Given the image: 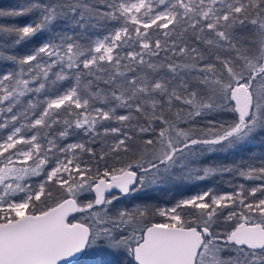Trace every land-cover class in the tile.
Returning <instances> with one entry per match:
<instances>
[{"label": "trees", "instance_id": "trees-1", "mask_svg": "<svg viewBox=\"0 0 264 264\" xmlns=\"http://www.w3.org/2000/svg\"><path fill=\"white\" fill-rule=\"evenodd\" d=\"M184 1L162 27L160 20L128 21L119 0H0V141L16 125L23 137L37 138L42 160L26 163L19 181L30 194L26 213L76 201L68 220L90 232L70 264H138L133 245L146 227L169 219V207L175 225L197 228L222 259L264 264V246L228 241L242 222L264 229V96L257 92L264 0ZM118 27L126 32L113 57L90 61L94 40ZM45 40L54 53L42 51ZM236 84L251 92L248 115L230 95ZM73 87L80 105L37 121L49 98ZM68 143L77 169L49 178ZM126 170L136 171V185L108 194L105 200L116 197L119 205L103 210L91 185ZM201 192L204 203L184 202ZM8 211L0 208V222L17 217ZM95 211L100 237L92 246Z\"/></svg>", "mask_w": 264, "mask_h": 264}, {"label": "water", "instance_id": "water-1", "mask_svg": "<svg viewBox=\"0 0 264 264\" xmlns=\"http://www.w3.org/2000/svg\"><path fill=\"white\" fill-rule=\"evenodd\" d=\"M242 92L240 87L235 94L240 104L245 101ZM137 179L134 170L97 179L91 185L97 204L113 191L129 193ZM76 209V201L67 197L43 211L0 222V264H70L81 254L89 237L85 223L68 220ZM229 237L238 245L264 246V229L259 223L242 222ZM202 244V232L195 227L157 223L143 230L132 251L138 264H195Z\"/></svg>", "mask_w": 264, "mask_h": 264}, {"label": "rangeland", "instance_id": "rangeland-1", "mask_svg": "<svg viewBox=\"0 0 264 264\" xmlns=\"http://www.w3.org/2000/svg\"><path fill=\"white\" fill-rule=\"evenodd\" d=\"M185 2L184 0H119V10L124 15V17L130 22H151L155 20H160V25L165 27L173 18L172 6L175 2ZM240 7V5H237ZM126 29L124 27H118L114 32L97 37L93 43V54L90 61L101 60V59H111L114 55V48L117 46V41L125 34ZM264 38V35H263ZM42 51L47 54L50 52L54 53L49 41L45 40L42 47ZM31 56L28 57L31 58ZM3 78V77H2ZM1 83V79H0ZM242 87V95L245 98V102L240 104L236 97V91L238 88ZM264 96V79H262L258 84V90ZM236 110L240 112L242 108L245 109L246 114L252 112V95L250 90L245 84H236L230 91ZM75 104L80 105L81 101L77 95L75 87L66 90L61 95H58L47 100L45 109L43 110L41 116L37 121L41 120L43 116L48 115L54 109L65 105V104ZM20 126L16 125L10 129L6 134L5 138L0 141V208L8 211V214L13 213L17 217L26 213V206L28 199L30 197L29 193H25L22 187L19 185V181L24 177V172L26 171V163L30 160H35L39 162L42 158L37 156L38 153V142L37 138L32 135L28 138L23 137L20 134ZM20 141H29L27 147L13 149L14 145ZM72 143H68L66 146V154L55 161L54 165L48 171V177H57L63 170L77 169L75 160L73 159V154L71 152L73 148ZM115 188L116 185L112 184ZM41 189L42 186L39 185ZM91 189V187H90ZM92 190V189H91ZM93 191V190H92ZM40 191L35 193L38 196ZM94 193V199L97 202V194ZM133 194V192H130ZM206 192L193 193L189 197L184 199V202H197L204 203V195ZM228 196L227 193H223L219 196H215L214 200H220ZM119 205L116 197L109 198L105 200L103 204V210L109 207V204ZM165 215L169 218L164 224H175L178 215L174 207H169L164 211ZM101 211L92 212L90 219L92 220L93 226L95 227L96 233L95 237L91 241L92 246L98 245V240L100 237V230L97 227L99 224V215ZM238 226V225H237ZM90 232V227H89ZM228 241H233L230 237ZM211 243H203L202 248L198 255V261L201 260L202 264H218L220 260H224L225 264H236L237 260L224 258L216 253V251L211 248Z\"/></svg>", "mask_w": 264, "mask_h": 264}, {"label": "flooded vegetation", "instance_id": "flooded-vegetation-1", "mask_svg": "<svg viewBox=\"0 0 264 264\" xmlns=\"http://www.w3.org/2000/svg\"><path fill=\"white\" fill-rule=\"evenodd\" d=\"M114 185H116V184H114ZM113 192H114V191H113ZM110 194H111V193H110ZM106 196H107V195H106ZM106 196H105V198H106ZM105 198H104V200H105ZM104 200H103V202H104ZM103 202H102V203H103ZM102 203H101V204H102ZM101 204H99V205H101ZM88 229H89V227H88ZM199 252H200V251H199ZM198 255H199V254H198ZM197 260H198V256H197V258H196V262H195V264L197 263Z\"/></svg>", "mask_w": 264, "mask_h": 264}]
</instances>
